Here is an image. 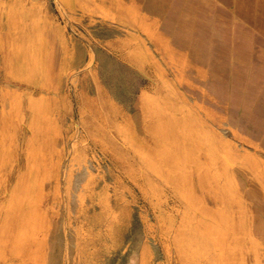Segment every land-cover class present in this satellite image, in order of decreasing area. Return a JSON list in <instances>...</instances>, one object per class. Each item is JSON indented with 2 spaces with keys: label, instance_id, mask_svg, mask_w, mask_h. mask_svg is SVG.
I'll list each match as a JSON object with an SVG mask.
<instances>
[{
  "label": "crops",
  "instance_id": "obj_1",
  "mask_svg": "<svg viewBox=\"0 0 264 264\" xmlns=\"http://www.w3.org/2000/svg\"><path fill=\"white\" fill-rule=\"evenodd\" d=\"M55 1L67 16L55 12ZM206 80L246 90L238 95L245 98L246 93L248 100L264 89V0H4L0 264H62V214L40 202L96 200V168L120 185H128V173L136 178V195L149 205L150 217L158 216L157 197L150 196L156 194L151 188L156 191L158 181L182 202L191 196L190 180L189 193L182 197L161 171L172 168L169 160L194 168L193 177L200 172L209 199L198 203L190 197L202 209L203 227L194 229L201 239L191 249L206 247L207 227L221 226L224 217L236 212L246 218L249 181L239 170L241 157L256 155L264 166V149L242 148L240 137H223L218 126L232 130L229 121L172 128L180 109L183 117L191 106L197 111L192 119L202 114L200 103L192 102L191 89L198 87L193 82ZM161 89L177 90L182 100L174 101L169 91L159 98ZM114 105L126 108L118 113ZM115 121L127 126L128 133H122L127 139L119 131L112 134ZM208 148L226 163L221 182L205 172ZM80 152L87 160L75 167L72 185L81 192L64 197L63 178L70 159ZM159 153L170 158L165 161ZM190 154L198 163L191 164ZM53 169L56 172L48 175ZM232 182L240 188L231 191ZM105 187L102 199L110 200ZM118 197L119 216L130 217V207ZM135 198L132 194L131 200ZM247 221L251 237L252 221ZM154 227L158 235V224ZM255 229L260 231V225ZM89 237L86 230V241ZM231 238L240 245L237 234ZM161 241L166 264L189 260L174 240ZM249 242L244 257L234 254L237 264L252 263ZM158 251L156 239H141L135 264H160ZM204 259L199 257L198 263L204 264Z\"/></svg>",
  "mask_w": 264,
  "mask_h": 264
},
{
  "label": "rangeland",
  "instance_id": "obj_2",
  "mask_svg": "<svg viewBox=\"0 0 264 264\" xmlns=\"http://www.w3.org/2000/svg\"><path fill=\"white\" fill-rule=\"evenodd\" d=\"M3 1L0 0V6L3 4ZM55 4L57 7L55 9L56 13L62 16L68 15L57 1H55ZM240 46L239 48H245V46ZM192 84L198 86L197 88L191 89L192 92H195V96L192 97V102L200 103L202 114H198L195 116L196 118L192 119L191 114L193 111L194 113L197 111L191 106L190 109H186L187 111H185L189 115L183 117V111L180 109L175 114L176 116L171 123L172 128L174 126L176 131H179L184 127L189 128L192 123L198 124L200 122L206 125L208 122L226 123L229 121L232 124V127H230L232 130H229L225 124L218 126L220 129L219 133L223 137L228 139L240 137L238 142L242 148L255 145V149L257 150L261 151L264 149V89H259L256 96L248 100L246 93L243 94L245 98L239 97L238 95V93L240 94L246 90L232 89L225 83L221 84L216 80L196 81ZM168 91L174 101L182 100V96L177 93V90H174L173 93L172 90L167 89L159 90V98L166 95ZM114 107L118 113L119 110L121 111L126 108L125 105H114ZM118 131L121 135L122 133H128L126 125L115 121V126L112 124V134L117 135ZM159 136L166 139L162 135V132ZM122 137L123 139H127L128 135H122ZM159 156L165 161L170 158L168 153H159ZM171 156H174V154H171ZM203 156H205V162H207L205 172L221 182L223 180V167L226 163L223 162L220 154L214 149L208 148ZM92 158L95 161L98 160L96 154ZM189 158H191V164L198 163L193 161V159L197 161L195 154H190ZM86 160L87 155L81 152L74 154L73 158L70 159L66 177L63 178L62 192H66L64 197L72 196L73 192H81V189L78 190L72 185V177L74 172L78 170L75 167L79 166L82 161L86 162ZM169 163L172 164V168H165L161 171L171 180V183L179 191V194L182 197H187L189 193L188 180H190V197H193L198 203H207L209 195L204 187V180L200 172L197 176L193 177L194 168L179 167L176 164L181 163L173 162V160H169ZM173 164H175V167ZM47 172L48 175L54 174L56 170H47ZM96 172L98 177H96L93 183L94 185L92 186L95 188L94 196L97 198L96 200L75 201L64 199L62 201L48 200L46 202H40L48 210L53 212L58 210L62 214V236L59 251L63 258L62 264H135L137 245L141 239L148 237L156 239V242H158L159 251L157 254H159L160 264H166V250L162 249L163 243L161 240L167 241L169 239L174 240L176 246L189 258L185 264H190L193 260L195 264H199V257L203 259L205 257L204 264H237L234 260L235 256L233 252L243 251L245 249L247 245V241H244L245 237L248 240L251 239L253 246L250 250V254L252 255L251 264H264V216H262L264 215V190H262L260 184L257 182L247 178L249 185L246 203L249 208V213L245 220L252 221L249 228L252 233L251 237L248 229L241 232L238 226L234 227L236 229L235 234L239 236L240 245H237L236 241H233L231 248L230 239L231 234L234 235V231L230 234L229 230L223 229L224 226L222 224L218 228L215 226L207 227L209 229L208 237H210V241L207 242L206 247L202 249L192 247L191 249L190 246H198V242L201 239V234L195 230L199 231L203 229L199 217L202 209L196 205L193 198L188 196L185 202H182L177 195H173L169 191L168 187H165L160 197L158 193L150 195L153 198L157 197L158 201L156 203L158 216L154 215L150 217L147 215L150 208L149 205L146 206L145 201H139L136 195L135 189L140 183L136 178L129 176L128 173V178H130L128 185L125 186L120 185L113 178H109L106 173H104V176V170L102 168H96ZM157 183L161 184L159 181ZM104 184L110 189L109 193L106 187L104 189L105 196L110 197V200L107 198L106 200L102 199L104 196L102 195ZM234 188L238 189L240 186L232 182L230 190H235ZM132 194L136 198L131 200ZM118 196H121V203L123 205L130 207V217L119 216L118 210L120 202L118 201ZM33 203L37 202L32 200ZM235 213L233 215H239ZM157 224L159 229L158 235L154 227ZM257 224L260 225V231L255 229ZM86 230L90 233L87 241ZM220 238L221 243H219ZM224 240L228 243H224ZM190 241L193 242V245ZM224 245L226 246L224 247ZM226 251L230 252L225 253ZM178 253L179 251L176 252V254Z\"/></svg>",
  "mask_w": 264,
  "mask_h": 264
},
{
  "label": "bare ground",
  "instance_id": "obj_3",
  "mask_svg": "<svg viewBox=\"0 0 264 264\" xmlns=\"http://www.w3.org/2000/svg\"><path fill=\"white\" fill-rule=\"evenodd\" d=\"M241 47V46H240ZM244 47V46H243ZM229 57V56H228ZM230 60V59H229ZM205 133V132H204ZM236 160V159H235ZM239 170L240 172L245 176L247 177L248 179L250 180H253L255 182H257L258 184H260V187L262 188V190H264V166H262L261 164V160L256 156V155H253V154H249V155H244L241 157V161H240V167H239ZM155 177V176H154ZM156 180V179H154ZM147 181V180H146ZM164 181V180H163ZM149 182V181H148ZM150 183V182H149ZM164 183V182H163ZM163 183L161 184H158L157 183V189L155 191V188L154 186H152L151 190L153 192H156L158 193V196L160 197L162 195V193L164 192V188L167 187L166 185H164ZM153 184V183H152ZM234 187V186H233ZM232 187V188H233ZM150 188V187H149ZM235 189V188H234ZM239 189V188H238ZM254 195H256V193H254ZM1 203V202H0ZM4 207V206H3ZM37 207V206H36ZM34 210V209H33ZM37 210V209H36ZM235 213V212H234ZM236 214V213H235ZM216 216V215H215ZM218 216V219L219 218H222L221 216L219 217V213L217 214ZM235 216V215H234ZM232 215H229V216H226L224 217L223 219V229H226V230H229V231H234V235H235V231L236 229H234V227L238 226L241 230V232L243 231H246L248 228H247V223L248 221L245 220V218H243L241 215H238L237 217H234ZM213 218V217H212ZM215 219V218H213ZM214 221L217 222V219H215ZM221 221V220H219ZM218 221V222H219ZM217 225V224H216ZM218 228V227H217ZM220 228V227H219ZM222 230V228H221ZM76 231V230H75ZM74 231V232H75ZM222 233V232H221ZM228 233V232H227ZM230 233V232H229ZM76 234V232H75ZM76 236V235H75ZM219 237V236H218ZM227 237V236H226ZM213 238V237H212ZM215 240V239H214ZM223 240V239H222ZM216 241V240H215ZM221 243V238L219 240ZM233 241H236L235 239L231 238L230 239V243L232 244ZM244 241L246 242L247 241V244L249 242L248 238L245 237L244 238ZM227 242L226 240H224V243ZM228 243V242H227ZM250 243V242H249ZM217 245V244H216ZM226 245H224L225 247ZM223 247V249H224ZM218 248V247H217ZM230 249V248H229ZM221 250V249H220ZM246 250V248L244 249ZM222 251V250H221ZM256 251V250H255ZM230 252V251H228ZM227 251L225 253H228ZM257 252V251H256ZM243 251H238V252H233V254L235 255H238V257H244L242 255ZM248 255V254H247ZM260 257V256H259ZM261 260L259 259V262ZM261 263V262H260ZM262 264V263H261Z\"/></svg>",
  "mask_w": 264,
  "mask_h": 264
}]
</instances>
